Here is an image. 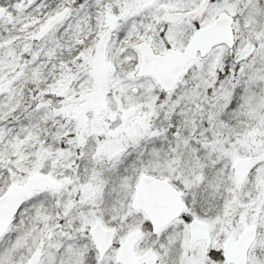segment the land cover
<instances>
[{
    "label": "snow or ice",
    "instance_id": "snow-or-ice-1",
    "mask_svg": "<svg viewBox=\"0 0 264 264\" xmlns=\"http://www.w3.org/2000/svg\"><path fill=\"white\" fill-rule=\"evenodd\" d=\"M0 264H264V0H0Z\"/></svg>",
    "mask_w": 264,
    "mask_h": 264
}]
</instances>
